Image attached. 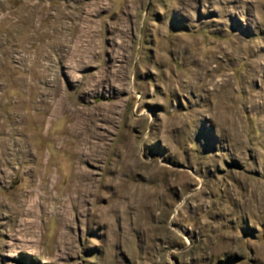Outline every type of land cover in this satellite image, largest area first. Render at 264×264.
Wrapping results in <instances>:
<instances>
[{
	"label": "rangeland",
	"instance_id": "1",
	"mask_svg": "<svg viewBox=\"0 0 264 264\" xmlns=\"http://www.w3.org/2000/svg\"><path fill=\"white\" fill-rule=\"evenodd\" d=\"M0 264H264V0H0Z\"/></svg>",
	"mask_w": 264,
	"mask_h": 264
},
{
	"label": "bare ground",
	"instance_id": "2",
	"mask_svg": "<svg viewBox=\"0 0 264 264\" xmlns=\"http://www.w3.org/2000/svg\"><path fill=\"white\" fill-rule=\"evenodd\" d=\"M80 158V157H79ZM78 159V158H77ZM78 163H79V161H78ZM80 165V164H79ZM76 167V166H75ZM78 167V166H77ZM79 172V171H78ZM81 172V171H80ZM84 173V172H83ZM87 175V174H86ZM85 174H80V175H75V177H77L78 179L80 178V179H84V178H86V177H88V176H86ZM89 175V174H88ZM82 181V180H81ZM85 181V180H84ZM92 182V181H91ZM86 183V182H85ZM90 183V182H89ZM90 185V184H89ZM85 186V185H84ZM83 186V187H84ZM89 187V186H88ZM88 189V188H87ZM90 189V188H89ZM135 190V189H134ZM87 191H89V190H87ZM128 191V190H127ZM133 192V191H132Z\"/></svg>",
	"mask_w": 264,
	"mask_h": 264
}]
</instances>
